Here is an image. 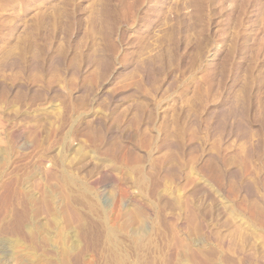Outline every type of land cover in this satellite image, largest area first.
Masks as SVG:
<instances>
[{
    "label": "rangeland",
    "instance_id": "1",
    "mask_svg": "<svg viewBox=\"0 0 264 264\" xmlns=\"http://www.w3.org/2000/svg\"><path fill=\"white\" fill-rule=\"evenodd\" d=\"M7 53L0 243L15 264L19 190L49 185L41 264H264V0H0Z\"/></svg>",
    "mask_w": 264,
    "mask_h": 264
},
{
    "label": "bare ground",
    "instance_id": "2",
    "mask_svg": "<svg viewBox=\"0 0 264 264\" xmlns=\"http://www.w3.org/2000/svg\"><path fill=\"white\" fill-rule=\"evenodd\" d=\"M36 53V52H35ZM37 56V55H36ZM36 56L34 54V52L30 55L29 57V62H28V67L29 68H32V67H35L36 66ZM142 62V61H140ZM139 63V62H138ZM137 63V64H138ZM143 63V62H142ZM141 63V64H142ZM14 67H20V60L19 58L11 55L10 53H7V54H4L0 57V68L2 69H11V68H14ZM18 87V90L19 89H22V86L20 84L17 85ZM4 88V85L2 83H0V89H3ZM16 89V88H15ZM36 90V87L35 89L33 88L32 91ZM5 91V90H4ZM232 104H234L233 102H231ZM230 105V108L227 110V112H225V116L223 117V120L225 121L224 123L228 124L231 126V124L233 123V121L235 122L236 120H239V115L236 113L235 111V108L233 107L234 105ZM224 115V114H223ZM237 115V116H236ZM222 119V115L220 117ZM238 118V119H237ZM3 123V119L1 118L0 116V126L2 125ZM4 126V125H3ZM37 128V127H36ZM171 139V137H170ZM169 139V140H170ZM0 142H1V138H0ZM211 156V155H210ZM45 163H47L46 165L51 166V160L48 159L45 161ZM46 171V170H45ZM47 173V172H46ZM52 177V176H51ZM46 178V177H45ZM34 187V186H33ZM20 192V195H21V200L18 202V204L22 206V212L20 214H17L18 215V219L19 222H20V228L19 230L21 231V233L23 234L24 238H26L29 242V249H23L25 250L24 253H22L21 257L23 260H26V262L28 264H39L40 262H38V259L36 258V254L34 253L35 252V247L37 246V234L39 233V228L37 224V209H38V206L40 204H44L45 206H47L48 208L52 206V203L54 202V189L51 185L47 186L46 187V192L45 194L43 195V197L40 199L38 198L37 196L34 195V193H32L31 189L26 186L24 188H21V190H19ZM188 205V204H187ZM261 205V204H260ZM261 208H263V206H260ZM260 207H258L260 209ZM52 209V208H51ZM50 210V209H48ZM257 210V209H256ZM264 210V208H263ZM55 211H53L54 213ZM259 212V211H258ZM263 212V211H262ZM191 213V212H190ZM260 213V212H259ZM264 213V212H263ZM263 213H261V216L264 217V215H262ZM56 214V213H55ZM255 214H256V211H255ZM255 214L252 213V215L254 216ZM17 215H16V218H17ZM57 215H55V219ZM258 216V215H256ZM261 216H258L259 218ZM188 217V216H187ZM257 217V218H258ZM188 220V219H187ZM58 221V220H56ZM27 222V223H26ZM57 223V222H55ZM54 223V224H55ZM249 224L252 225V226H255L256 227V222L255 220L252 218L249 220ZM259 225V224H258ZM117 226H118V223H117ZM264 227V224H260L259 225V228H262ZM45 230V229H44ZM41 233V231H40ZM59 233V231H58ZM62 233V231H61ZM45 234V233H44ZM63 234V233H62ZM134 234V233H133ZM54 236V235H53ZM58 236V234H57ZM66 236V235H65ZM134 236H137L136 234ZM49 237V236H48ZM56 238V236H55ZM60 238H62V236H60ZM64 238V237H63ZM133 240L136 239L137 237H132ZM46 239V238H45ZM53 239V238H52ZM57 240V239H56ZM20 240L19 239H16L15 241H12L10 244H11V253L13 251L14 248L16 249H20L21 250V244L19 242ZM53 241V240H52ZM65 241V240H64ZM67 242L63 243L64 246H63V249L62 250V253L60 254V256H63V257H67L68 256V253L70 252V250H72V248H74L73 246H66ZM189 243V242H188ZM61 244V243H60ZM66 244V245H65ZM76 244V243H74ZM252 245V244H251ZM61 246V245H59ZM28 247V246H27ZM61 248V247H60ZM59 248V249H60ZM7 249V251H5ZM10 249V248H9ZM9 249L7 248V246L4 244V243H0V254H5L7 253L5 256L8 257L7 258V262L6 264H15V261L14 259H12L11 255H9L8 253L9 252ZM252 249V248H251ZM194 252V251H193ZM192 252V253H193ZM204 253V252H203ZM13 254V253H12ZM208 254V253H207ZM18 255V254H17ZM20 255V254H19ZM111 255V254H109ZM63 257L61 259H63ZM114 257V256H113ZM16 259H20L19 256H15ZM186 258V257H185ZM224 260V259H223ZM231 260V259H230ZM113 261V260H112ZM116 261V260H115ZM186 261V260H185ZM184 261V262H185ZM249 261V260H248ZM248 261L247 264H262V263H259L258 260L255 261V260H251L249 263ZM3 260L0 258V264H2ZM64 262V261H63ZM226 262V261H225ZM235 262V261H234ZM243 262V261H242ZM26 263V264H27ZM53 263V262H52ZM65 263V262H64ZM87 264H94V263H91V261L89 262H86ZM85 263V264H86ZM110 263V262H109ZM244 263V262H243ZM41 264V263H40ZM46 264H49L48 261L46 262Z\"/></svg>",
    "mask_w": 264,
    "mask_h": 264
}]
</instances>
